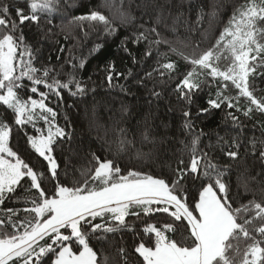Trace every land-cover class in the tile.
<instances>
[{
  "label": "snow or ice",
  "instance_id": "obj_1",
  "mask_svg": "<svg viewBox=\"0 0 264 264\" xmlns=\"http://www.w3.org/2000/svg\"><path fill=\"white\" fill-rule=\"evenodd\" d=\"M59 5L60 0H24V6H17L13 17V6L0 0V29H3L0 34V106H4L5 114L10 111L14 118L12 123L0 118V204L16 196L25 181H30L26 192L35 190L34 195L26 198L31 207L22 209L28 214L23 220L16 210L7 209L10 216L17 217L18 225L14 223L13 227L23 228V231L5 233L0 238V264H113L108 256L103 259L98 256L93 240L103 245L108 242V234L134 232L141 224L144 225L141 236L147 239L136 245L134 252L142 258V264H236L234 254H239V248L234 241L240 239L249 243L239 264H264V202L252 200L240 207L233 206L229 183L225 180L230 165H221L209 152L198 148L202 133L193 135L190 163L181 159L175 170L169 166L168 178L133 170L124 175L114 160H101L93 154L94 167L81 170L72 184L61 180L60 165L54 153L58 144L70 142L72 137L57 123L58 113L49 106L50 97L62 101L61 90L67 89L75 96L84 94L86 88L74 77L62 81L52 76L55 69L34 66V56L22 30L26 23L38 25L42 18L57 11ZM216 14L213 6L210 15ZM75 19L99 22L105 26L107 34L115 32L111 21L98 11ZM150 31L157 32V29L153 27ZM140 38H146L145 34L141 33L137 39ZM153 43L170 42L160 38ZM178 54L192 66L176 85L180 99L190 105L194 93L204 83L198 77L207 75L213 80L219 78L223 89L230 82L238 90L236 97L224 96L223 99L218 90L217 99L208 101L210 108L218 109L227 101L228 108L236 107L240 111L238 104L232 101L238 102L243 97L249 102L245 116L253 111L264 113V96L255 95L256 78L264 79V0H243L235 7L211 47L199 54L188 55L183 51ZM144 55L150 56L151 48ZM222 57L231 59L225 70L217 63ZM175 67L171 61L160 64L168 73ZM113 69L114 65H109L110 85ZM160 75H165V71H160ZM39 86L46 91H41ZM73 86L75 91L71 92ZM153 94L159 96V93ZM208 111V108L200 109V113ZM183 115L190 117L191 112L186 110ZM229 116L239 123L236 116L231 113ZM40 121L43 125L36 128L34 134L25 133V143L38 158L47 162L46 171L40 170L36 163L23 156L20 148L10 143L13 125L35 128ZM185 127L193 132L190 121ZM118 142L121 147L126 143L123 139ZM258 143L257 152V142L253 141L252 154L264 166V140ZM232 146L239 147L238 141L233 140ZM223 155L231 160L239 158L235 150L224 151ZM67 176L66 165L65 178ZM45 180L52 184L51 188L44 186ZM189 182L198 185V195L191 201L188 199ZM243 187L248 190L246 182ZM130 218H135L132 223H129ZM4 224L0 220V227ZM118 254L119 264H129L125 248H119Z\"/></svg>",
  "mask_w": 264,
  "mask_h": 264
},
{
  "label": "trees",
  "instance_id": "obj_2",
  "mask_svg": "<svg viewBox=\"0 0 264 264\" xmlns=\"http://www.w3.org/2000/svg\"><path fill=\"white\" fill-rule=\"evenodd\" d=\"M5 2L13 6V17L16 7L24 6V0ZM241 3L243 0H60L58 10L42 18L38 25L26 23L22 30L31 47L34 66L55 69L52 76L62 81L74 77L86 88L84 94L75 96L67 89L61 90L62 101L50 97L49 106L58 113L57 123L72 137L70 142L58 144L54 153L60 165L61 180L72 184L81 170L94 167L93 154L101 160H114L124 175L133 170L168 178L169 166L175 170L181 159L190 163L191 140L194 134L202 133L198 148L209 152L221 165H230L225 180L229 183L233 206L240 207L252 200L264 202V166L252 154L253 141L257 142L258 152V142L264 140V113L253 111L245 116L249 102L243 97L238 102L232 101L238 104L240 111L236 107L228 108L227 101L218 109L210 108L208 101L217 99L218 90L222 92L221 99L237 95L238 90L230 82L226 89L221 88L219 78L199 76L204 83L194 93L190 105L180 99L176 90V85L192 67L182 59L179 51L199 54L215 44L233 9ZM213 6L217 10L214 17L210 15ZM91 11L105 15L115 32L107 34L105 26L99 22L75 19ZM153 27L157 32L150 31ZM2 32L0 29V34ZM141 33L146 38L137 39ZM160 38L170 43H153ZM149 48L151 55L145 57ZM172 48L178 51L173 52ZM169 61L176 65L171 73L160 68V64ZM230 62V57H222L217 63L225 70ZM109 65H114L111 85L107 79ZM160 71H165V75L161 76ZM256 84L255 95L264 96V79L257 77ZM39 87L46 91L43 86ZM74 91L73 86L71 92ZM201 108L209 111L200 113ZM186 110L191 112L190 117L183 115ZM229 113L236 116L239 123H235ZM0 118L9 123L14 119L10 111L5 114L4 106H0ZM187 121L191 122L193 132L185 127ZM42 125V121L35 128L13 125L10 143L20 148L23 156L36 163L40 170L46 171L47 162L38 158L25 143V133L34 134ZM120 139L126 141L123 147L118 142ZM233 140L238 141L239 147L232 146ZM227 150L238 151L239 158L231 160L224 156ZM245 182L247 191L243 187ZM44 186L51 188L52 184L45 180ZM29 187L30 181H25L16 196L0 204V220L5 222L0 227V238L5 233L23 231V228L13 227L14 223L18 225L17 217L10 216L7 209L16 210L23 220L28 214L22 209L31 207L26 198L35 194V190L25 191ZM197 187L191 182L187 184L189 201L198 195ZM134 219L130 218L129 223ZM143 227L141 224L134 232L108 234V242L103 245L93 240L98 256L101 259L108 256L113 264H119L118 249L123 247L129 254V264H142L134 248L147 239L141 236ZM247 243L249 241L243 239L234 241L239 248V254H234L236 264Z\"/></svg>",
  "mask_w": 264,
  "mask_h": 264
}]
</instances>
